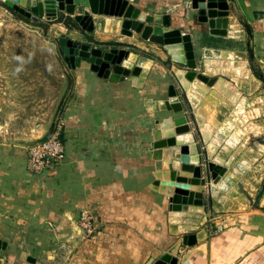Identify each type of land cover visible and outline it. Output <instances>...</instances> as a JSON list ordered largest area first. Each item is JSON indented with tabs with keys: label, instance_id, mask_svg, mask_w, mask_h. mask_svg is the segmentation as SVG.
<instances>
[{
	"label": "crops",
	"instance_id": "0c3cea01",
	"mask_svg": "<svg viewBox=\"0 0 264 264\" xmlns=\"http://www.w3.org/2000/svg\"><path fill=\"white\" fill-rule=\"evenodd\" d=\"M127 1L149 16L160 15L170 29L188 34L195 59L201 56L210 61L212 73L215 74L220 69L216 67H222L226 61L243 63L248 75L234 77L243 81L240 94L247 98L249 108L245 109L242 99L238 107L245 109L241 115L243 121L249 120V109L264 102V96L248 98L258 91L261 80V74L256 76L254 71L251 72L248 60L264 74V0ZM9 11L12 9L0 1V33L4 31L7 14L12 15ZM224 12V16L231 18L241 31L237 39L216 35L210 30L209 20L223 17ZM241 20L251 30L247 44L253 58L249 57L247 44H235L243 35ZM120 29L114 35L121 38ZM103 32L112 34L110 30ZM12 36L9 40L13 39V48L7 47L5 37H0V42L5 41L0 44V106H11L10 109L0 107V241L5 243L4 249H0V264H34L36 258L27 251V246L47 249L38 255L40 264H150L155 249L166 247L170 236L162 219L166 201L162 194L150 188L157 171L153 170L155 161L149 145L151 132L158 115L168 112L161 104L171 97L178 98L172 78L175 77L174 70H185L184 65L172 61L165 50H160L157 57L154 54L135 56L145 58L141 67L144 78L139 85L129 78L110 83L96 68L69 65V89L64 93L58 116L63 124L64 158L52 170L33 174L26 169V145L44 136L48 130L22 144L11 133L16 131L1 122L8 118V113H13L14 105L39 103L46 76L45 55L26 46L20 35ZM134 41L129 42L130 45L149 43L140 37ZM117 42L120 43L117 47L124 48L125 42ZM149 45L154 47L152 43ZM224 51L243 54L245 58L221 62L218 56ZM168 59L171 71L167 67ZM223 79L238 89L231 79ZM178 84L182 89L181 83ZM191 88L197 92L196 88ZM182 92L187 99L186 91L182 89ZM225 99L228 101L229 98ZM169 116L166 114L161 120ZM158 163L161 168L168 164L158 160L156 168ZM222 184L221 181L218 185ZM85 207H90L94 213L101 210L113 223H105L103 230L97 233L96 241L77 242L80 230L72 219L77 218ZM179 213V217L191 216L190 212ZM178 221L171 220V224ZM52 231L57 239L50 236ZM23 233L26 240L16 241ZM34 233L38 234L35 238L31 236ZM67 241L69 245H66ZM196 242L195 234L182 236L186 246ZM68 246L72 251L65 257L63 254ZM209 247L212 254L211 245ZM65 258L66 263L62 261ZM192 264H195L193 260Z\"/></svg>",
	"mask_w": 264,
	"mask_h": 264
},
{
	"label": "rangeland",
	"instance_id": "374dc122",
	"mask_svg": "<svg viewBox=\"0 0 264 264\" xmlns=\"http://www.w3.org/2000/svg\"><path fill=\"white\" fill-rule=\"evenodd\" d=\"M84 10L88 11V8L79 5L76 7L75 12L82 13ZM9 12L12 15L7 14L8 18L3 27L5 34L4 31L0 33V37H5L7 47H11V43L15 44L13 39L9 40V37L13 38L12 35L16 34L20 35V38L25 41L26 46L44 52L45 55L46 76L39 103L14 105L13 113H8V118L1 122L16 131L11 133L22 144L34 139L42 133L41 131L48 130L59 121L58 116L64 93L69 89V65L72 64V58L67 50L68 47L60 44L61 39L70 41L72 43L71 47L86 50L95 47L104 51L117 47V44H120L117 41L122 40V42H125L124 48L128 49L134 56L154 54V57H157L158 52L163 50L161 46L152 42H149L148 45L139 42L135 43L140 44L139 46L130 45L129 42H135L134 39L139 37H135L130 32L123 34L122 39L118 35H114V32L112 34L104 33L103 27L106 19L111 20L110 17L104 15H94V30L84 32L75 24L72 16L64 12L58 11L55 18H39L34 22L13 10ZM242 23L241 20L240 25L243 35L241 40L235 44L246 46L250 39L245 33ZM132 38L133 40L130 41ZM125 39H128L129 42ZM126 42L128 43L126 44ZM4 43L5 41L0 42V44ZM151 43L154 44V47L149 45ZM31 63L34 64L33 59H31ZM211 64L210 61L199 56L196 59V66L193 71L196 74L202 73L209 78L223 77L230 80V78L221 74L208 73L207 69L211 68ZM175 66L177 67V65ZM248 66L251 72L261 74L258 91L248 96L250 100H253L255 97L264 96V74L252 60H248ZM167 67L171 71L169 59ZM183 69L187 70L185 66H183ZM172 81L178 89L177 96L181 107L178 111L168 110V112L158 115L154 122L153 132H151V143L149 145L151 146L154 142L160 140L159 124L162 121V116L166 114H170L169 117L172 118L184 116L193 136L194 153L198 157V163L195 165L198 173L192 185L200 186L201 190H187L186 195H189L190 192L196 193L199 202L191 199L183 204L185 210L189 211L191 216L187 218L179 217L178 223L175 224L181 225L182 229H179L178 232L171 231L170 198L162 194L163 199L166 201L162 219L169 230V242H167L166 247L155 249V255L150 264H155L159 257L171 255L175 257L174 264H180L185 256H189L195 264H264V102L251 107L249 109L251 112L249 120L239 123L230 119L233 104L218 94L212 88V85L205 84L199 105L206 109L207 115L204 117L205 124L198 126L194 119L195 107L188 103L174 75ZM0 107L4 109L11 108V106ZM230 142H234V146H231ZM176 151V148H174L172 159L178 158ZM243 156H247L248 160L244 165V170L241 171L237 165L241 164L240 160ZM209 162L226 167L225 174L217 184H213L208 177L207 164ZM153 170H157L156 161ZM159 170H171L170 162L166 168H159ZM155 181V178H153L151 183ZM220 181L226 184L224 188L218 185ZM89 208L85 207L84 209L88 211L91 217L89 220L92 228L91 233L80 226L81 213L77 218L72 219V223L80 230V234L76 237L77 242L93 239L96 241V235L103 230L105 223H113L109 216L101 210L98 209L100 211V215H98V211L94 213ZM186 233L197 236L195 245L186 246L182 243V236ZM54 234L52 231L50 236L57 239ZM25 235L23 233L19 236L20 239L17 238L16 241L21 243L26 240L27 236ZM37 235V233L31 234L34 238ZM33 237L30 239L31 243H33ZM24 245L27 246L25 243ZM66 245H69V241ZM210 245L213 250L212 254L209 251ZM26 248L36 258L33 261L34 264L40 261L39 253L42 254L47 251L43 247L27 246ZM49 250L52 249L49 248ZM69 251H72V249L69 250L68 246L63 256L69 257ZM62 261L66 263L67 259L65 258Z\"/></svg>",
	"mask_w": 264,
	"mask_h": 264
},
{
	"label": "water",
	"instance_id": "95a60500",
	"mask_svg": "<svg viewBox=\"0 0 264 264\" xmlns=\"http://www.w3.org/2000/svg\"><path fill=\"white\" fill-rule=\"evenodd\" d=\"M10 9L20 14L21 16L33 21L39 18H55L57 13L64 12L72 16L75 24L84 32H92L94 29L93 16L104 15L121 19V29L130 32L131 34L139 35L144 41H149L152 35L162 37V44L159 45L167 52L171 60L177 64L184 65L187 70H193L196 66L195 53L192 46L191 38L188 34H181L179 30L170 29L166 22L160 15L149 16L138 8H135L127 0H0ZM85 6L88 8L82 13H76L77 6ZM246 34L251 37V30L247 23L242 24ZM62 40V39H61ZM60 40V44L62 41ZM66 40V39H64ZM67 41V40H66ZM68 42V41H67ZM70 42V41H69ZM66 46V45H62ZM248 46V54L253 58L251 49ZM68 50V48H67ZM69 55L72 58L73 66L82 68H96L99 75H103L110 83H117L129 78L134 81V84H141L144 75H142V68L139 65L131 67H124L123 62L130 56V51L123 47H114L109 50H102L100 48L92 47L90 50L71 47L69 45ZM174 55H180L181 60L174 59ZM91 58L93 60L91 61ZM106 67L107 74L104 75L100 68ZM175 72V70H174ZM175 77L180 81L179 75L175 72ZM196 78L208 86H215L218 77L209 78L208 76L198 73ZM226 81V80H225ZM230 87L226 91H219L225 98H230L236 89L231 82L226 81ZM170 110V109H168ZM54 125V124H53ZM37 140L28 142L27 146L35 142L44 141L51 134L53 127ZM160 140L175 137L182 133H190V126L184 116L166 117L160 124ZM192 136V134H191ZM193 137V136H192ZM158 140V141H160ZM157 142V141H156ZM155 143V142H154ZM151 145L152 159L156 162L163 157V150L168 151V158L171 170H159L154 172L155 182L150 185V188L160 194L170 198L169 211L173 209L172 198L177 189L200 191V186L192 185V178L194 172L197 171L195 166L184 165L179 163L174 166V159H172V151L174 146H160L154 147ZM185 146H180L183 148ZM208 177L213 184H217L221 177L226 172V167L220 164L209 162ZM198 173V172H197ZM197 176V174L195 175ZM184 209V208H183ZM5 243L0 241V249H4ZM37 264H40L37 262ZM180 264H192L189 256H185Z\"/></svg>",
	"mask_w": 264,
	"mask_h": 264
},
{
	"label": "bare ground",
	"instance_id": "6f19581e",
	"mask_svg": "<svg viewBox=\"0 0 264 264\" xmlns=\"http://www.w3.org/2000/svg\"><path fill=\"white\" fill-rule=\"evenodd\" d=\"M211 13L213 14V12H211ZM222 14H223V17H219V18L213 17L209 20V25L211 26V29H210L211 32L213 34L225 36V37L230 38V39H237L239 37L240 32H241L240 29L238 28L237 24H234V21L231 18L224 16V15H226L225 12ZM108 17H110V16H108ZM110 18H111V20L106 19L103 30L112 29L111 32L116 33L118 31V29L121 28V20L118 18H114V17H110ZM121 32L123 34L129 33L128 31L123 30V29H120V33ZM61 41H62L61 45H66L68 47V50H69V45H71L72 43L69 41L67 42L64 39H62ZM149 42H152V43L157 44V45H161L162 44V37L152 35L150 37ZM208 54H210V51H208ZM218 57L220 58L221 62H223L224 60H239L241 58H245L243 54H237V53L226 52V51L219 53ZM174 59L177 61H180L181 56L180 55H174ZM92 60H93V58H91V61ZM144 61H145L144 57H138L137 58L134 55H130L129 58L123 62V66L124 67H131L133 65H139L142 67ZM218 64H220V63L218 62ZM216 68H220V69L218 71H216L215 74L212 73V70H210L209 68L207 69V72L211 73L213 75L221 74L223 76H227V75L232 76L230 79L236 84V87L239 89V90L237 89L234 92V94L228 99V101L233 103V105H234V107L232 108V111L230 112V119L233 121H238L240 123L241 121L244 120L241 115H243L245 109L249 108V102H248L247 98L242 97L240 94V91H241L242 85H243V81L235 78L234 76L246 75L247 70H244L245 67H244L243 63H241V62L233 63L232 61L223 62L222 67H219V65H218V67H216ZM100 71H102V73L104 75L107 74V69H106L105 65L100 68ZM244 71H246V72H244ZM175 72L179 75V78H180L179 82L182 85L181 88L186 91L187 99L189 100L191 105L193 107H195V119H196L197 124L199 126H203L204 121H205L204 117L207 115V112H205L204 109L201 106H199V99L201 98V93L205 88V84L196 78V73L193 70L177 69ZM143 74H144V72L142 71V75ZM194 80H196V81H194ZM191 86L196 88L197 92L195 90H193V88H191ZM229 87H230V85L223 78H219L217 80L215 86L213 87V89L217 90V92L219 93V91H221V90H223V92L226 91L227 89H229ZM241 99H242V102H245V109L238 107V104L241 101ZM161 107H163L166 110L170 109L173 111H178L180 109V104H179L177 97H171L167 102L162 103ZM238 109H239V111H237ZM229 125H231V123H229ZM225 128H226V126H225ZM192 141H193V137L191 136L190 133H182V134H179L175 137H171V138L162 139L160 141H157L154 143V147L159 148L160 146H165V147L174 146V148H176V150H177L176 155L178 156V158H174V166L177 167L179 165V163L184 164V165L195 166L198 163V157L194 153V147L192 145ZM230 145L234 146V142H230ZM180 146H185V147L179 148ZM163 151H164L163 157L160 160H165L169 163V160H167V158L169 156L168 151L167 150H163ZM247 160H248V157L243 156L240 160L241 164L237 165L241 171L244 170V165H246ZM193 163H196V164H193ZM157 167L161 169V163H158ZM194 174L196 175L197 171H195ZM195 175L192 178V183L195 182V177H196ZM222 183H223V181H222ZM225 186H226V184L223 183L221 187L224 188ZM186 194H187V190H184V189H177L176 190L175 195L172 198V203H173L172 211L174 212V213L172 212L173 213L172 217H171L172 221H178L179 216H180L179 212H189V211H186L185 207L183 206V204H186L187 201L193 199V201L199 202V198H198V195L196 196V193L190 192L189 195H186ZM176 213H178L179 216ZM174 215H176V216H174ZM170 228H171L172 232H178L179 229L180 230L182 229V226L181 225L178 226L176 224H171ZM191 240H192V238H191ZM174 262H175L174 256H163L162 258L157 259L155 264H174Z\"/></svg>",
	"mask_w": 264,
	"mask_h": 264
},
{
	"label": "built area",
	"instance_id": "2783aa9c",
	"mask_svg": "<svg viewBox=\"0 0 264 264\" xmlns=\"http://www.w3.org/2000/svg\"><path fill=\"white\" fill-rule=\"evenodd\" d=\"M62 122H56L51 134L44 141L35 142L26 147V169L33 174H40L58 166L64 158V144L61 139ZM80 226L88 233L92 232L87 210L80 212Z\"/></svg>",
	"mask_w": 264,
	"mask_h": 264
},
{
	"label": "trees",
	"instance_id": "16d2710c",
	"mask_svg": "<svg viewBox=\"0 0 264 264\" xmlns=\"http://www.w3.org/2000/svg\"><path fill=\"white\" fill-rule=\"evenodd\" d=\"M256 76H259V74L255 73Z\"/></svg>",
	"mask_w": 264,
	"mask_h": 264
}]
</instances>
